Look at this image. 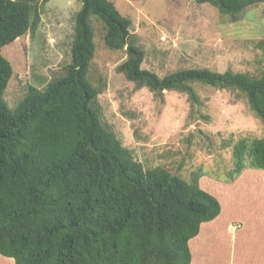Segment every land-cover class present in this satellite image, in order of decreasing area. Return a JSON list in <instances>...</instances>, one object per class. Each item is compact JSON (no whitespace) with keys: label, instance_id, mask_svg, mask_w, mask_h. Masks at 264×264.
I'll return each instance as SVG.
<instances>
[{"label":"trees","instance_id":"16d2710c","mask_svg":"<svg viewBox=\"0 0 264 264\" xmlns=\"http://www.w3.org/2000/svg\"><path fill=\"white\" fill-rule=\"evenodd\" d=\"M51 0H0V255L14 264H191L189 242L221 214L219 201L194 182L157 167L145 170L107 131L88 79L94 56L90 18L104 25L112 51L129 44L131 20L109 0H80L72 63L44 91L33 86L11 109L4 98L13 76L1 49L41 21ZM237 16L264 0H196ZM264 60V40L258 43ZM144 52L129 46L118 71L138 89L199 97L194 84L236 90L264 123V72L180 70L160 78L142 69ZM233 184L247 169L264 171V138L235 146ZM220 181V180H218Z\"/></svg>","mask_w":264,"mask_h":264},{"label":"rangeland","instance_id":"374dc122","mask_svg":"<svg viewBox=\"0 0 264 264\" xmlns=\"http://www.w3.org/2000/svg\"><path fill=\"white\" fill-rule=\"evenodd\" d=\"M109 1L132 24L129 44L112 51L105 45L103 23L95 17L89 20L95 51L88 79L99 90L95 108L103 127L145 170L161 167L190 184L196 173L220 181L232 177L238 142L264 138V123L244 94L194 84L199 102L193 103L177 91L156 95L148 88L138 89L118 68L134 45L144 52L142 69L160 78L187 69L260 78L264 3L233 16L196 0ZM81 5L80 0L49 1L41 7L38 29L1 49L14 71L4 95L11 109L29 87L44 91L66 75Z\"/></svg>","mask_w":264,"mask_h":264},{"label":"crops","instance_id":"0c3cea01","mask_svg":"<svg viewBox=\"0 0 264 264\" xmlns=\"http://www.w3.org/2000/svg\"><path fill=\"white\" fill-rule=\"evenodd\" d=\"M199 185L219 201L221 214L189 242L191 264H264V171L246 168L233 184L205 175Z\"/></svg>","mask_w":264,"mask_h":264}]
</instances>
